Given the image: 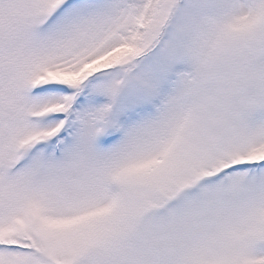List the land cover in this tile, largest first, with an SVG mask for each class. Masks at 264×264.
<instances>
[{"label": "snow or ice", "instance_id": "snow-or-ice-1", "mask_svg": "<svg viewBox=\"0 0 264 264\" xmlns=\"http://www.w3.org/2000/svg\"><path fill=\"white\" fill-rule=\"evenodd\" d=\"M0 264H264V0H0Z\"/></svg>", "mask_w": 264, "mask_h": 264}]
</instances>
